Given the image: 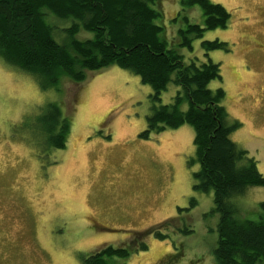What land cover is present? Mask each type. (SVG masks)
Instances as JSON below:
<instances>
[{
	"label": "rangeland",
	"instance_id": "374dc122",
	"mask_svg": "<svg viewBox=\"0 0 264 264\" xmlns=\"http://www.w3.org/2000/svg\"><path fill=\"white\" fill-rule=\"evenodd\" d=\"M210 1L229 10L231 20L226 28L196 37L192 48L183 45L181 31L188 21L205 26L199 5L159 0L161 16L155 23L164 28L168 49L186 63L220 65L222 80L209 88L226 92L228 121L241 124L231 138L264 174V0ZM55 34L61 44L69 43L65 31ZM94 37L81 30L76 39ZM216 39L227 42L228 50L207 55L203 42ZM67 83L45 88L39 78L0 56V264H87L98 248H129L128 232L146 231L179 213L191 215V235L178 232V221L168 226L171 237L148 235L147 250L107 259L108 264H217L220 215L213 212V191L195 187L201 164L194 128L142 136L152 113V89L117 65L88 72L80 87ZM180 90L171 83L159 104H172ZM51 103L71 122L64 149L48 146L39 120ZM188 107L185 102L182 109ZM192 201L195 206L184 212ZM236 202L242 219L257 221L264 186L249 188ZM95 221L112 230L95 228Z\"/></svg>",
	"mask_w": 264,
	"mask_h": 264
},
{
	"label": "trees",
	"instance_id": "16d2710c",
	"mask_svg": "<svg viewBox=\"0 0 264 264\" xmlns=\"http://www.w3.org/2000/svg\"><path fill=\"white\" fill-rule=\"evenodd\" d=\"M183 6L199 5L205 16V26L191 24L182 30L183 45L192 48V41L208 29L226 28L232 14L223 5L210 0H180ZM159 0H0V56L6 62L40 79L42 86L69 80L74 86L86 81L87 73H98L112 65L140 76L152 89V113L142 136L161 133L191 125L195 130L197 171L195 187L214 193V209L220 215L219 238L214 249L217 264H264V202L260 204L258 220L239 216L236 199L251 187L264 186L255 158L231 138L241 124L229 123L224 106L226 92L212 90L214 80H222L221 67L209 60L186 63L176 50L168 49L161 36L164 28L155 20L161 16ZM60 22L70 28L59 29ZM56 30L67 33L69 43L58 41ZM81 30L93 32L92 40H78ZM59 32V31H58ZM207 52L228 50L229 44L204 41ZM227 48V49H226ZM171 83L180 87L172 104H159ZM189 107L183 110V104ZM44 125L48 146L64 149L71 122L59 107L51 103L47 113L39 118ZM195 158L191 159V163ZM196 202L183 209L189 212ZM190 214H181L142 232L132 235L129 248L125 245H104L88 255L87 264H108L113 257L126 258L134 251L147 250L145 238L154 235L160 240L171 237L168 226L191 235ZM111 231L107 229V231Z\"/></svg>",
	"mask_w": 264,
	"mask_h": 264
},
{
	"label": "flooded vegetation",
	"instance_id": "af4514ba",
	"mask_svg": "<svg viewBox=\"0 0 264 264\" xmlns=\"http://www.w3.org/2000/svg\"><path fill=\"white\" fill-rule=\"evenodd\" d=\"M93 226L95 228L101 229V230H107V229H109V228H106L105 226H102V225L98 224L96 221L93 223ZM110 230H112V229H110Z\"/></svg>",
	"mask_w": 264,
	"mask_h": 264
},
{
	"label": "water",
	"instance_id": "95a60500",
	"mask_svg": "<svg viewBox=\"0 0 264 264\" xmlns=\"http://www.w3.org/2000/svg\"><path fill=\"white\" fill-rule=\"evenodd\" d=\"M112 232H116V231L114 230V231H112Z\"/></svg>",
	"mask_w": 264,
	"mask_h": 264
}]
</instances>
